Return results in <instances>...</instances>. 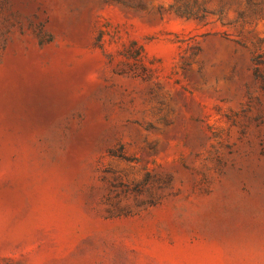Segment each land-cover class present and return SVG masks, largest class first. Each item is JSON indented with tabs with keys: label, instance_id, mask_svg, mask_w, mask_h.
<instances>
[{
	"label": "rangeland",
	"instance_id": "obj_1",
	"mask_svg": "<svg viewBox=\"0 0 264 264\" xmlns=\"http://www.w3.org/2000/svg\"><path fill=\"white\" fill-rule=\"evenodd\" d=\"M0 264H264V0H0Z\"/></svg>",
	"mask_w": 264,
	"mask_h": 264
}]
</instances>
